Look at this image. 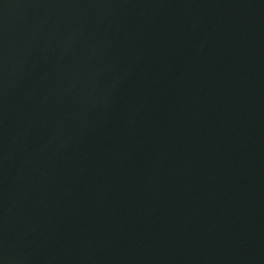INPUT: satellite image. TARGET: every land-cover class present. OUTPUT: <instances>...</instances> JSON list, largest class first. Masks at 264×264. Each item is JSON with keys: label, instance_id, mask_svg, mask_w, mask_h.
<instances>
[{"label": "water", "instance_id": "95a60500", "mask_svg": "<svg viewBox=\"0 0 264 264\" xmlns=\"http://www.w3.org/2000/svg\"><path fill=\"white\" fill-rule=\"evenodd\" d=\"M40 1L0 0V59L83 0ZM185 1L99 0L0 69V124L37 110L0 137V264H264V0L161 24Z\"/></svg>", "mask_w": 264, "mask_h": 264}, {"label": "bare ground", "instance_id": "6f19581e", "mask_svg": "<svg viewBox=\"0 0 264 264\" xmlns=\"http://www.w3.org/2000/svg\"><path fill=\"white\" fill-rule=\"evenodd\" d=\"M71 1V0H69ZM68 1V2H69ZM99 0H83L81 2V4H79L72 12H70L69 14H67L65 17L54 20L48 24H45L44 26L41 27H37L33 30H31L30 32H28L26 35H24L22 38H20L15 44L14 46H19L16 51V53L12 54V55H7L6 57H3L0 59V69H2L3 67H5L8 63H10L15 57H17V55H19L23 49H25L28 45H30L35 39H37L39 36H41L42 34H44L49 28L54 27L55 25H57L58 23L65 21L71 17H73L74 15H76L77 13H79L80 11L84 10L85 8L93 5L94 3H96ZM212 0H186L182 5H180L179 7H177L175 10H173L169 16H167L166 18H164V20L161 21V24L164 21H167L169 18L171 17H177L178 22L180 21V19L184 18L186 13L188 12L189 8L194 5V4H198L201 2H211ZM243 0H232L231 2L224 4V7L229 6H235L236 8H238L240 5L239 3L242 2ZM235 3H237L235 5ZM39 6L41 8V13H46L47 11H49L52 7L53 4L51 5L49 3V1L47 0H41L39 2ZM58 7H63L64 3H57ZM216 6L219 8V4L217 3ZM187 10V11H186ZM188 14V13H187ZM210 18H212V16H210L207 21L206 24L210 22ZM189 19V16H188ZM205 24V25H206ZM160 26V24L155 25L153 28H156ZM204 26V25H203ZM0 27H2L1 29L4 30L7 29V25L5 26L4 24H1ZM11 27V28H10ZM9 29L7 30L9 33H15V31H17V29L15 27L10 26ZM152 28V29H153ZM1 30V31H2ZM1 33V32H0ZM7 36V35H6ZM94 74H97L98 71L93 72ZM37 112V110H35V108H29L27 110H25L24 112H22L21 114L15 115L12 118H9L7 120H5L3 123L0 124V137L6 135L10 130H12L14 127H17L20 123H23V120L28 117V115ZM32 117V115L30 116ZM28 117V118H30ZM26 121H28V119H25ZM85 199V198H84Z\"/></svg>", "mask_w": 264, "mask_h": 264}, {"label": "rangeland", "instance_id": "374dc122", "mask_svg": "<svg viewBox=\"0 0 264 264\" xmlns=\"http://www.w3.org/2000/svg\"><path fill=\"white\" fill-rule=\"evenodd\" d=\"M232 0H212L208 5V9L210 10V12H214L215 10H217V6L216 4L218 3L219 4V8L222 7L224 4H227L229 2H231ZM246 5H242V7H244ZM210 17V15L206 16V17H202L200 15H196L194 14V10L191 12L190 14V20L195 22L197 24V26H200L202 27L203 25L205 26L206 24V21L207 19ZM196 54L199 55L200 57L203 58V55L201 54L200 50H199V47L196 49ZM149 67L153 70H157L158 74L156 77L158 76H161V73L158 71L159 68L157 65H149ZM104 91V88H101L99 87L97 89V93H102ZM68 107L70 108L71 106H60L58 109L55 110V114H51V113H47L45 114V117L47 118V121H51L52 123H56V124H59L61 123L62 121H64L66 119V115H67V110H68ZM52 115H54L52 117ZM50 117H51V120H50ZM29 127L31 128V130L33 132H36V133H40V130H39V127H38V124H37V121H34L33 123H30L29 124ZM57 140H53L52 142L55 143ZM23 177V175H20L19 178L21 179ZM14 184L10 178L7 176V175H0V188H4V187H7L8 184ZM19 185L21 186H25L24 183H20ZM41 192V189H39ZM8 241H10V239H8ZM10 257V254H8V259Z\"/></svg>", "mask_w": 264, "mask_h": 264}, {"label": "crops", "instance_id": "0c3cea01", "mask_svg": "<svg viewBox=\"0 0 264 264\" xmlns=\"http://www.w3.org/2000/svg\"><path fill=\"white\" fill-rule=\"evenodd\" d=\"M234 67V66H233Z\"/></svg>", "mask_w": 264, "mask_h": 264}]
</instances>
